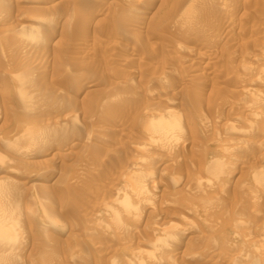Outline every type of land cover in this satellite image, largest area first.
I'll return each instance as SVG.
<instances>
[{
    "label": "rangeland",
    "instance_id": "obj_1",
    "mask_svg": "<svg viewBox=\"0 0 264 264\" xmlns=\"http://www.w3.org/2000/svg\"><path fill=\"white\" fill-rule=\"evenodd\" d=\"M192 1L0 0L23 264H264V0Z\"/></svg>",
    "mask_w": 264,
    "mask_h": 264
},
{
    "label": "bare ground",
    "instance_id": "obj_2",
    "mask_svg": "<svg viewBox=\"0 0 264 264\" xmlns=\"http://www.w3.org/2000/svg\"><path fill=\"white\" fill-rule=\"evenodd\" d=\"M192 1V0H191ZM227 1H231V0H227ZM193 2V1H192ZM192 2H190V3H192ZM210 2V1H209ZM194 3H195V1H194ZM188 5V7L190 6L191 7V5L188 3L187 4ZM2 7V6H1ZM208 7V6H207ZM187 11V10H186ZM182 11L183 13L181 14V16H180V19L182 20V22H183V25H182V29H181V31H180V33L178 34V36H177V40H176V42L178 43V45L179 44H182V40H184V38L186 37V36H188L189 34H190V31H191V29H192V24L191 23H189V22H191V21H193L194 20V15H193V13H191L192 12V10H191V12H189V11ZM197 11V10H196ZM178 12V11H177ZM215 12V11H214ZM217 13V12H216ZM191 15H193V17L191 16ZM193 19V20H192ZM13 22V21H12ZM219 27V26H218ZM179 47V46H178ZM16 51V50H15ZM5 62V61H4ZM7 63V62H6ZM22 64V63H21ZM9 65V64H8ZM23 65V64H22ZM9 69V68H8ZM8 71V70H7ZM23 71V70H22ZM23 73H27V71H25L24 70V72H22V74ZM16 74V73H15ZM28 74V73H27ZM20 75H21V73H20ZM20 75H17V80L15 79V81H17V86H16V90L18 91V95L20 96V97H22L23 96V98L25 97V96H27L26 98H28V95H26V93L24 92V87H22L23 85H25V76L23 77V76H20ZM24 78V79H23ZM27 80V79H26ZM28 81V80H27ZM30 83V82H29ZM3 85V84H2ZM32 86V85H31ZM12 92L14 93V92H16V91H14V90H12ZM17 93V92H16ZM15 94V93H14ZM12 96V95H11ZM19 97V98H20ZM19 105V104H18ZM11 106V105H10ZM22 108H20L21 107V105H20V109H24V110H26V112H28V113H33L34 111H31L30 109H33V108H31V107H34V104H33V102L32 101H25V102H23L22 103ZM36 106H37V104H36ZM24 110H22L23 112H24ZM18 113H19V111H17ZM23 112H21V113H23ZM24 114V113H23ZM27 114V113H26ZM16 116H18V115H16ZM29 116V115H28ZM221 116V115H220ZM27 117V116H26ZM161 117V116H160ZM160 117H156V119H159V120H161L162 119V117L160 118ZM16 118V117H15ZM13 120V119H12ZM163 120V119H162ZM22 121V123H23V120H21ZM158 121V120H157ZM164 121V120H163ZM168 121V120H167ZM153 122V121H152ZM160 122V121H159ZM154 123H155V121H154ZM30 124V123H29ZM35 124V123H34ZM57 124V123H56ZM25 125V124H24ZM24 125H22V126H24ZM155 126H154V132H156V133H158V134H160V133H164L165 132V127H163V126H161L160 125V123H158L157 122V124H154ZM164 125V124H163ZM11 126V127H10ZM9 127H10V129H12V125H10ZM35 126V125H34ZM41 128H42V125L40 126ZM215 127V126H214ZM24 128V127H23ZM34 128V127H33ZM49 127H47V129H48ZM199 128V127H198ZM238 128V127H237ZM9 128H8V130H10ZM25 129H27V132H25L26 133V135H27V133H31V132H29V130H32V128L30 127H28V128H25ZM37 129V128H36ZM35 129V130H36ZM23 130V129H22ZM35 130H33L34 132H35ZM38 130V129H37ZM41 130V129H40ZM39 130V131H40ZM40 132H44V130H42V131H40ZM46 133V132H45ZM39 135V134H38ZM173 135V134H172ZM32 136H34V135H32ZM41 136V135H40ZM45 136V135H44ZM66 136V135H65ZM101 136V135H100ZM24 137H25V135H24ZM155 137H156V135H155ZM35 138V137H34ZM103 138V137H102ZM25 139H27L28 140V138H25ZM151 139V138H150ZM159 139V138H158ZM157 139V140H158ZM169 139V138H168ZM156 140V139H155ZM156 140V141H157ZM3 143H7V142H10V139L9 138H7L6 137V139H3V141H2ZM229 142H230V140H229ZM153 143V142H152ZM9 144H11V143H9ZM151 145V144H150ZM22 146H23V144H22ZM28 146V145H27ZM46 146V145H45ZM50 146V145H49ZM154 146V145H153ZM244 146V145H243ZM224 147V146H223ZM155 149V148H154ZM250 149V148H249ZM25 151V150H24ZM3 154V153H2ZM32 154V153H31ZM174 155V154H173ZM3 157H4V155H3ZM25 157V156H24ZM5 159H7L6 157H4ZM3 158V159H4ZM215 158V157H214ZM217 158V157H216ZM0 159H2V158H0ZM0 161H2V160H0ZM4 161H6V160H4ZM3 161V162H4ZM216 161H218V162H214V163H212V165H211V172H212V174H213V177L215 176V175H217V173L218 172H220L221 170H219L220 168H219V166L218 165H220V163H221V161H223V160H220V158L219 159H216ZM7 168V167H6ZM209 169V170H210ZM141 171V170H140ZM132 173V172H131ZM156 173V172H155ZM221 173V172H220ZM264 175V174H263ZM263 175H261V177H264ZM153 177V176H152ZM216 177V176H215ZM217 178V177H216ZM14 180V179H13ZM14 184V183H13ZM18 185V184H17ZM144 185V184H143ZM19 186V185H18ZM145 187V186H144ZM32 188H34V189H36V184H32ZM18 189V188H17ZM39 189V188H38ZM39 191V190H38ZM17 193V194H16ZM36 193V192H35ZM139 193V192H138ZM18 192H16V190H14V188L11 186V184H10V182L7 180V178H5L4 177V175L2 176V175H0V263H3V262H8V261H10V262H18V263H14V264H20V262H22V264H23V261H22V255H21V253L20 252H15V250H16V248H17V246L19 245L18 243H20V242H18L17 241V239L15 238V236H16V232L17 233H19L20 232V230H18V229H20V227H21V224H20V212H19V202H18V200L20 199H18ZM36 195H38V202H40V205H42L43 204V197H44V193L42 194V191L40 192H38V194L36 193ZM35 195V196H36ZM19 196H20V194H19ZM37 197V196H36ZM127 198V197H126ZM141 198V197H140ZM142 199H143V197H142ZM144 201V200H143ZM126 200L125 201H123V202H121L123 205H126ZM136 204V203H135ZM151 206V205H150ZM30 209V208H29ZM45 211H47L46 209H44V211L43 212H45ZM117 213V212H116ZM48 214V213H47ZM115 215V214H114ZM116 216V215H115ZM31 217V216H30ZM40 217V216H39ZM45 217V216H44ZM46 217H49V215L48 216H46ZM37 219V218H36ZM36 219H34V220H36ZM44 219V218H43ZM56 221V220H55ZM38 222V221H37ZM37 224V223H36ZM37 227V226H36ZM19 231V232H18ZM21 232H22V235L21 236H23V231L21 230ZM20 232V233H21ZM174 233V232H173ZM27 234V233H26ZM33 234V233H32ZM34 235V234H33ZM20 236V237H21ZM43 236V235H42ZM45 237V236H44ZM91 237V236H90ZM22 239V238H21ZM18 240L20 241V238H18ZM25 242V241H24ZM22 243V242H21ZM20 243V244H21ZM41 243V242H40ZM39 243V244H40ZM95 244V243H94ZM30 247V246H29ZM87 253V252H86ZM77 263V262H76ZM5 264H7V263H5ZM24 264H25V261H24ZM157 264V263H156Z\"/></svg>",
    "mask_w": 264,
    "mask_h": 264
}]
</instances>
